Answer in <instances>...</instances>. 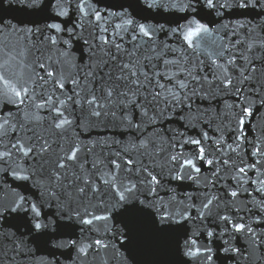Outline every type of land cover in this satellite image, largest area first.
I'll return each mask as SVG.
<instances>
[{"label":"water","instance_id":"1","mask_svg":"<svg viewBox=\"0 0 264 264\" xmlns=\"http://www.w3.org/2000/svg\"><path fill=\"white\" fill-rule=\"evenodd\" d=\"M0 264H264V0H0Z\"/></svg>","mask_w":264,"mask_h":264}]
</instances>
